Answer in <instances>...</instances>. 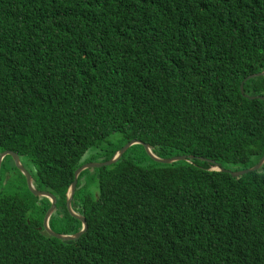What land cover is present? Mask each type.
Instances as JSON below:
<instances>
[{
  "label": "trees",
  "instance_id": "obj_1",
  "mask_svg": "<svg viewBox=\"0 0 264 264\" xmlns=\"http://www.w3.org/2000/svg\"><path fill=\"white\" fill-rule=\"evenodd\" d=\"M262 71L264 0H0V155L52 231L76 180L88 222L48 234L6 157L0 264H264Z\"/></svg>",
  "mask_w": 264,
  "mask_h": 264
},
{
  "label": "water",
  "instance_id": "obj_2",
  "mask_svg": "<svg viewBox=\"0 0 264 264\" xmlns=\"http://www.w3.org/2000/svg\"><path fill=\"white\" fill-rule=\"evenodd\" d=\"M258 76H264V71L260 72V73H255L253 75H251L249 78H255ZM241 89L243 90V86H241ZM260 99L264 100V96H259ZM134 144H142V142L140 141H131L129 143H127L126 145H124L122 147V149H120L115 156L108 162H102V163H88L86 165H84L83 167H81L80 169H78L75 172V177L77 178L80 173H82L85 170L88 169H96V168H100L103 166H110L114 163H116L121 156ZM146 152L148 153L149 156H151L155 161L159 162V163H163V164H169L172 162H176V161H183L186 160L187 157L186 156H182V157H174L171 159H160L158 156H156L152 150L151 147L149 145H144ZM10 157L13 159L14 161V165L16 166V168L23 174V176L26 178V183H27V187L30 190V192L35 196V197H39V198H46L51 202V207L49 208V210L47 211L45 217H44V221H43V227L45 229V231L50 234L51 236L59 239V240H64V241H71L74 239L79 238L82 234H84L87 230H88V223L86 221V219L84 217H81L80 215H78L77 213H75L72 208H71V201L72 199L67 200V207H68V211L70 213V215L78 220H80L82 222V229L80 231V233L76 234V235H62V234H58L55 233L54 231L51 230L50 225H49V221L50 218L52 216V214L56 211L57 208V198L50 192L47 191H40L37 190L35 185H34V181L33 178L31 176V174L29 173V171L22 165L20 158L18 156V154L12 152V151H6L3 152L0 155V168L2 165V162L4 161V159L6 157ZM193 159V157H191ZM264 164V158L259 162L258 165H256L254 168L251 169V171L257 170L259 169L262 165ZM222 171H225L224 169H222ZM249 170H245V171H241V172H233L232 175L233 176H242L245 175L246 173H248ZM77 185V180L74 182V184L72 185V192L70 193V197L72 198L75 192V188Z\"/></svg>",
  "mask_w": 264,
  "mask_h": 264
},
{
  "label": "clouds",
  "instance_id": "obj_3",
  "mask_svg": "<svg viewBox=\"0 0 264 264\" xmlns=\"http://www.w3.org/2000/svg\"><path fill=\"white\" fill-rule=\"evenodd\" d=\"M13 124H8L7 125V132H8V135H9V133H10V131L13 129ZM9 157V156H8ZM14 162V161H13ZM3 163V162H2ZM2 166V165H1ZM216 169H214L215 171H222V168H221V166L219 165V164H217V166L215 167ZM1 169V168H0ZM76 187H77V185H76ZM75 190H76V188H75ZM72 192V186L70 187V189H69V192H68V194H67V197H68V200L69 199H73V197L71 198L70 197V193ZM74 194H75V192H74ZM97 194V193H96ZM74 196V195H73ZM71 203H72V201H71ZM71 208H72V210L74 211V209H73V207H72V205H71ZM75 212V211H74ZM76 213V212H75ZM78 214V213H77ZM79 215V214H78ZM81 216V215H80ZM81 217H83V216H81ZM88 223V222H87ZM159 231H160V229L158 228L156 231H155V233H154V235H153V237L152 238H147L143 233H141V234H139V235H136V236H133L132 237V241H150V240H152V239H154L156 236H158V235H161L160 233H159ZM141 260H133L132 261V263L133 264H138L139 262H140Z\"/></svg>",
  "mask_w": 264,
  "mask_h": 264
},
{
  "label": "rangeland",
  "instance_id": "obj_4",
  "mask_svg": "<svg viewBox=\"0 0 264 264\" xmlns=\"http://www.w3.org/2000/svg\"><path fill=\"white\" fill-rule=\"evenodd\" d=\"M106 141L108 142V143H110V145L112 146V147H114V148H120L121 147V141L117 138V137H115V136H113V135H111V136H109L107 139H106ZM91 163H102L100 160H98L96 157H92L91 158ZM214 169H216V168H214ZM88 170H91V169H88ZM94 175H95V173H94ZM35 197V196H34ZM39 198V197H38Z\"/></svg>",
  "mask_w": 264,
  "mask_h": 264
}]
</instances>
